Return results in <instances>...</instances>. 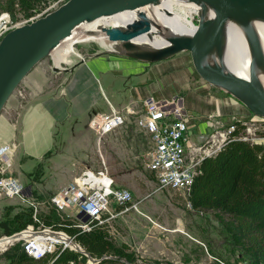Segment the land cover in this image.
I'll list each match as a JSON object with an SVG mask.
<instances>
[{"label":"rangeland","instance_id":"374dc122","mask_svg":"<svg viewBox=\"0 0 264 264\" xmlns=\"http://www.w3.org/2000/svg\"><path fill=\"white\" fill-rule=\"evenodd\" d=\"M63 1L65 0H50L37 13L46 9L53 10ZM25 19L17 12L13 18L8 16L9 23H20ZM196 20L197 15H194L192 22L195 23ZM78 29L79 27L74 30ZM71 50L72 53L68 57V61L71 62L69 67L79 60V56H90L106 51L103 45L93 41L77 42L71 46ZM52 52L50 57H53ZM50 59L46 56L40 60L20 81L0 111V123L6 121L14 127L15 132L18 131L17 122L26 99L21 84L30 73L42 67L46 73L54 71L51 74L54 79L65 77L67 72L61 69L67 68L64 66L69 62L61 63V68L57 69L54 57ZM54 67L56 70L52 69ZM89 80L88 78L87 82ZM97 85L100 86V83L97 82ZM98 107L108 109L103 97ZM251 116L249 114L246 118ZM131 130L122 126L98 141L94 136L92 151L86 148L76 152L74 149L79 137L74 139L76 134L72 136L67 129H63L54 136L51 145L47 144L44 147L42 144H36L30 150L27 149L30 156L23 154L22 150L16 151L11 159L10 174L24 185L29 190L31 198L38 202V213L53 209L62 218L72 221L71 219L75 218L70 209L56 211L48 203V198L70 182L68 177L72 171L74 174L71 178L83 166L98 168L100 165L98 157L102 156L111 177L118 179L120 182L117 184L131 192L132 200L138 201L139 213L131 209L110 220L105 226L116 245L123 243L127 246V253L133 255V264H248L246 257L232 244L228 234L216 221L212 211L192 209L183 192L166 189L154 191L155 179L146 169V156L150 147L148 137L142 132ZM74 131L75 133L80 131L82 139L93 134L85 124L80 128L76 126ZM255 131L254 129L256 137L253 142L264 143L262 134L264 130ZM254 135L251 136L252 139ZM108 138L111 141L105 145L103 151V141ZM24 209L26 207L18 199L3 198L0 200V220L4 215L11 216ZM2 235L6 234L0 229V236ZM14 250L15 248H11L0 253V264H7V254L10 255Z\"/></svg>","mask_w":264,"mask_h":264},{"label":"built area","instance_id":"2783aa9c","mask_svg":"<svg viewBox=\"0 0 264 264\" xmlns=\"http://www.w3.org/2000/svg\"><path fill=\"white\" fill-rule=\"evenodd\" d=\"M46 10L20 23H9L7 13H0V38L9 29L44 15L48 12ZM194 24L196 25V22ZM142 105L140 114L129 104L119 110L111 109L107 114L95 113L90 117L88 126L95 131L97 141L104 134L122 126L126 120H130L142 130L150 143L146 169L154 176V191L166 189L187 195L194 177L199 172V163L204 157L214 156L225 142L233 138L243 141L251 139L253 142L256 137L254 129L255 132L264 130L262 117H230L218 126L197 134L194 143L185 145L188 117L176 98L154 100L147 97L143 99ZM16 146L14 141L0 145V200L6 197L18 199L26 208L31 209V218L36 224H27L8 237L0 238H11L0 247V253L19 244L26 256L38 260L56 250L67 248L83 255L87 263L92 262V259L70 247L69 242H72L77 248H81L73 235L45 226L38 220V202L32 199L29 190L10 174L11 159ZM98 162L100 165L96 169L83 166L70 182L48 198V203L56 211L70 209L75 218L71 219V225L84 232L90 230L91 224L103 225L131 209L139 213L138 201L132 200L131 192L114 184L102 157H98ZM111 206L115 208L111 209Z\"/></svg>","mask_w":264,"mask_h":264},{"label":"crops","instance_id":"0c3cea01","mask_svg":"<svg viewBox=\"0 0 264 264\" xmlns=\"http://www.w3.org/2000/svg\"><path fill=\"white\" fill-rule=\"evenodd\" d=\"M75 62L71 67V62L65 64L64 67L71 70L63 78L54 79L51 75L54 71L46 73L39 67L22 81L26 99L17 122L18 131L15 132L6 121L0 123V145L14 141L16 151L22 150L23 154L30 156V148L36 144L44 147L51 145L54 136L67 129L72 136L76 134L74 139L79 137L74 149L76 152L86 148L92 151L96 133L88 126L91 116L95 113L107 114L111 109L119 110L126 104L140 114L142 101L147 97L178 100L188 117L185 145L194 143L197 134L218 126L230 117L243 118L250 114L232 96L201 80L193 70L186 51L155 62H143L112 52L95 53L82 62ZM102 97L107 110L98 107ZM82 124L93 133L83 139L80 137L81 130L78 133L74 131ZM122 126L142 132L130 120ZM110 141V138L103 141V151ZM102 160L105 164L103 157ZM73 174L74 171L68 177L70 181ZM113 180L120 187L117 184L120 181Z\"/></svg>","mask_w":264,"mask_h":264},{"label":"water","instance_id":"95a60500","mask_svg":"<svg viewBox=\"0 0 264 264\" xmlns=\"http://www.w3.org/2000/svg\"><path fill=\"white\" fill-rule=\"evenodd\" d=\"M159 1L65 0L44 15L9 29L0 38V111L32 67L46 56L50 57L52 50L69 38L81 23L123 11H136L135 19L126 29L102 28L107 39L116 42L112 49L102 52L155 62L186 51L193 70L201 80L232 96L251 115L264 118V90L255 74L257 67H264L263 49L250 23L251 20L264 22V0H186L200 8L194 30L188 34L169 35L165 37L167 44L148 49L133 41L141 36L151 38L153 23L139 9ZM207 10L211 11L210 17L204 15ZM228 21L238 24L244 34L250 57L246 78L227 71L222 63V43ZM210 52L214 53L217 61L207 62ZM86 57L79 56L78 62ZM70 70L61 69L64 72ZM76 251L92 259V262L96 261L85 250L78 247Z\"/></svg>","mask_w":264,"mask_h":264},{"label":"trees","instance_id":"16d2710c","mask_svg":"<svg viewBox=\"0 0 264 264\" xmlns=\"http://www.w3.org/2000/svg\"><path fill=\"white\" fill-rule=\"evenodd\" d=\"M48 1L0 0V13L13 18L17 12L28 18ZM198 170L186 195L189 206L194 210L212 211L248 264H264V143L230 139L214 156L204 157ZM37 218L45 226L73 235L96 261L87 263L83 255L67 248L34 260L15 244L9 248L15 250L7 254V264H133V255L127 253V246L116 245L104 225L91 224L90 230L84 232L53 209L41 211ZM30 223L36 224L31 218V209L26 208L11 216L4 215L0 229L9 235ZM108 255L112 257H104Z\"/></svg>","mask_w":264,"mask_h":264},{"label":"bare ground","instance_id":"6f19581e","mask_svg":"<svg viewBox=\"0 0 264 264\" xmlns=\"http://www.w3.org/2000/svg\"><path fill=\"white\" fill-rule=\"evenodd\" d=\"M139 10L143 11L153 23V27H151V38L148 39L145 36H141L133 41L148 49L167 44L165 37L169 35L191 33L195 28L192 17L194 15L198 16L200 13V8L197 4L186 0H160L155 5H147ZM204 15L210 17L211 11L207 10L204 12ZM135 17L136 11H123L111 16L97 18L91 22L81 23L78 26V30H73L69 38L64 39L52 50L56 68H61V63H68L70 61H68V57L72 53L71 46L77 42L93 41L99 45H103L105 49H112L116 42H110L107 39L106 33L102 31V28L115 27L118 29H126ZM250 23L259 38L264 57V22L251 20ZM222 50V63L226 70L234 75L246 78L250 59L249 51L243 31L234 21H228L226 23ZM53 57L51 58L53 59ZM215 61L217 60L214 53L210 52L207 56V62L212 63ZM56 68L54 67L53 69L56 70ZM255 74L264 90V67H257ZM16 149L17 147L15 148V152ZM108 222L103 225L107 226ZM108 232L110 233L109 230ZM2 237H8V235L0 236V238ZM10 239L0 240V247H3L6 241ZM69 245L71 248L78 249L72 242H69Z\"/></svg>","mask_w":264,"mask_h":264}]
</instances>
